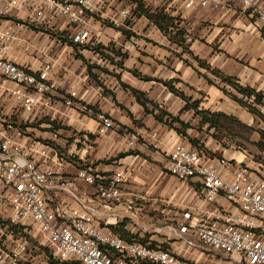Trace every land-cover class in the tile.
<instances>
[{
    "label": "crops",
    "instance_id": "obj_1",
    "mask_svg": "<svg viewBox=\"0 0 264 264\" xmlns=\"http://www.w3.org/2000/svg\"><path fill=\"white\" fill-rule=\"evenodd\" d=\"M164 6L153 11L159 14L155 19L137 7L119 26L92 16L88 26L93 40L83 46L72 42L63 19L46 24L65 33L59 39L26 28L25 43L16 53L32 70L51 61L58 85L49 105L33 116L42 117L44 137L51 140L44 142L54 150L49 159L39 155L40 166L55 172L50 196L71 208L81 199L110 222L117 219L113 226L130 236L151 233L154 244L164 243L169 233L180 239L173 223H165L173 207L202 203L195 178L182 180L187 196L183 201L176 197L174 182L179 178L167 169L176 143L225 156L234 166L246 163L264 178V31L255 26L257 13L242 8L240 0L233 10L184 9L182 1ZM43 45L47 53L41 51ZM102 49L106 58L98 55ZM215 69L263 94L259 102L246 97L256 112L229 95L227 91L243 96ZM72 91L77 103L68 107L65 97ZM11 111L5 105L2 113ZM99 114L111 118L114 127L102 132ZM18 117L28 118V113ZM131 132L140 136L133 144ZM84 168L97 175L95 183L78 176ZM119 171L123 196L134 201L137 215L123 205L106 207L98 196L96 185L108 183Z\"/></svg>",
    "mask_w": 264,
    "mask_h": 264
},
{
    "label": "built area",
    "instance_id": "obj_2",
    "mask_svg": "<svg viewBox=\"0 0 264 264\" xmlns=\"http://www.w3.org/2000/svg\"><path fill=\"white\" fill-rule=\"evenodd\" d=\"M175 1H182L184 9L237 8V0H0V98L5 105V98L8 104L14 102L12 111L0 118V209L8 211L11 223L24 230L35 226L57 264H196L169 247L136 235L124 236L113 226L117 219L110 222L81 199L71 208L52 198L48 188L55 172L52 167L40 166L39 155L49 159L54 150L46 142L22 138L16 124L22 112L29 116L41 113L58 86L51 61H43L38 70L19 62L16 53L25 43L24 29L63 19L72 42L83 46L93 40L88 26L92 16L119 26L141 3L153 12L165 9V2ZM240 1L242 8L257 13L255 26L264 31L262 0ZM40 49L48 52L47 45ZM76 95L72 91L65 97L68 107L75 106ZM99 118L102 132L114 127L105 114ZM136 141V134L131 135L130 142ZM234 164L230 158L210 156L183 143L171 148L169 173L181 180L195 178L202 198L201 204L185 208L171 228L190 247L217 248L238 254L246 264H264V178L246 163ZM78 176L88 183L97 179L87 168ZM122 181L123 172L119 171L108 183L99 182L98 196L106 207L123 205L137 215L134 201L123 196ZM63 188L73 194L70 187ZM12 237V232L6 237L0 229V264H53L49 257L31 258L27 238L10 242Z\"/></svg>",
    "mask_w": 264,
    "mask_h": 264
},
{
    "label": "rangeland",
    "instance_id": "obj_3",
    "mask_svg": "<svg viewBox=\"0 0 264 264\" xmlns=\"http://www.w3.org/2000/svg\"><path fill=\"white\" fill-rule=\"evenodd\" d=\"M102 26L111 27V25L103 24ZM34 27V26H32ZM114 27V26H113ZM116 28V27H114ZM33 29V28H32ZM36 30H42L47 31L50 34L51 39H59L61 36H63L65 33L61 31H57L55 28L50 27L48 25H39V28H35ZM102 52L107 54L103 49L102 51H98V55L102 58H106L105 55H102ZM111 60L112 58H108ZM120 59V58H119ZM122 59L124 57L122 56ZM7 101V105L12 107V104L14 103L13 100H10L8 104V98H5ZM11 103V104H10ZM5 109V103H3V100L0 99V118L4 116L2 112H4ZM16 124L18 125V128L20 129V132L22 134V138H28L34 142H44V140H50L46 139L44 137V132L47 131L46 126L42 123V117H33L29 116L28 118H20L18 117L16 119ZM133 134H136L137 141L139 140L140 136L137 134V132H131ZM45 138V139H44ZM51 141V140H50ZM264 144V136L263 141ZM264 146V145H263ZM166 172V168H164ZM173 184V182H172ZM174 186L176 189V197L178 200H182L185 198L186 195V189L185 184L183 185L182 180L175 179ZM186 203H179L175 207L171 209L169 212V215L166 214V216H169L166 218L165 223H175L178 219H180L182 211L185 209ZM32 223V222H30ZM0 229L5 232V235L7 237V234L12 232L13 237L10 238V242L13 241H20L21 239L27 238L28 244H27V254L33 257L35 260L42 259L44 257H49V260L52 261L53 264H57V259H55L51 253V250L47 243L44 241L43 236L40 234L38 229L35 226L29 227V229L24 230V228L20 225L12 224L9 218V212L5 209H0ZM170 229V227L168 228ZM162 232H164L162 230ZM174 232V231H173ZM151 233H146V237H138L139 239H147L146 241H150L149 236ZM163 234V233H161ZM170 234V233H169ZM165 235L168 237H165L163 240L164 243H161L162 246H168L171 249H176V252L183 258H186L187 260H190L196 264H246L244 260L241 259V257L238 254L233 253H227L217 248L212 247H190L188 246L183 240H180L178 238L173 237V235ZM153 242V241H150ZM175 246V247H173Z\"/></svg>",
    "mask_w": 264,
    "mask_h": 264
},
{
    "label": "trees",
    "instance_id": "obj_4",
    "mask_svg": "<svg viewBox=\"0 0 264 264\" xmlns=\"http://www.w3.org/2000/svg\"><path fill=\"white\" fill-rule=\"evenodd\" d=\"M139 8V10L141 11V13H145L146 15H148L150 18H152V19H155V18H157L158 17V15L159 14H157V13H155V12H152L149 8H146L145 6H144V4H139V6H138ZM213 72L217 75V76H219L221 79H222V81H224V82H228V83H230V84H232V86L237 90V91H239L240 93H242V97H240V96H238L237 94H235L234 92H232V91H227L228 93H229V95L232 97V98H234V99H236V100H238L240 103H242V104H244V105H246V106H248L249 108H250V110H252L253 112H256V109H255V107H254V105H253V103H250L249 101H248V99H246V97H251L252 95H254V99H255V101H257V102H259L261 99H262V97H263V94H261L260 92H257L255 89H253V88H251V87H249V86H241V85H239L237 82H236V80L234 81L233 80V78L231 77V76H226V75H224L220 70H213ZM115 228V230L116 231H118V232H120L121 234H123L124 236H126V237H130V234H127L126 232H122V230H120L119 228H116V227H114ZM143 241H146L147 239H142Z\"/></svg>",
    "mask_w": 264,
    "mask_h": 264
}]
</instances>
